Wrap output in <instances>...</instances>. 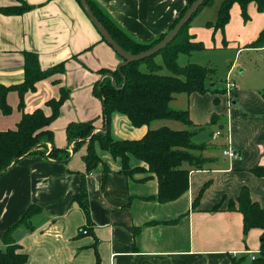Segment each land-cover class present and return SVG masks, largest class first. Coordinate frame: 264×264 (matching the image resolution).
Returning <instances> with one entry per match:
<instances>
[{
	"label": "crops",
	"instance_id": "obj_1",
	"mask_svg": "<svg viewBox=\"0 0 264 264\" xmlns=\"http://www.w3.org/2000/svg\"><path fill=\"white\" fill-rule=\"evenodd\" d=\"M92 1L131 39L149 44L169 31L190 0ZM222 1L213 0L199 12L197 16L208 11L201 26L193 25L196 17L192 20L191 42L202 44L203 49L178 55L177 64L179 57L186 56L180 67L196 64L213 69L195 55L233 51L227 75L235 88L229 93L174 95L170 103L173 110L188 111L192 130H205L197 132L196 142L216 151L204 152L205 158H213L204 169L190 170L187 191L160 204L153 200L157 179L142 162L129 155L130 168L144 169L125 175L120 159L95 143L101 162L87 172L83 156L88 140L75 152L67 141L66 128L73 122L93 121L95 132L102 130V104L93 88L103 79L100 70H116L122 62L101 41L79 4L0 0V8L22 2L31 8L21 15L0 13V85L23 82L25 53L36 54L42 70L61 63L64 69L36 83L35 90L25 94L22 110L17 92H9L6 102L12 111L9 116L0 111V132L15 130L23 113L41 109L50 116L46 103L58 100L65 90L68 98L48 129L52 144L69 154L65 161H54L48 158L51 144L45 143L40 148L43 154L24 157L0 176V249L5 248L6 230L34 206L39 212L30 219L32 229L20 226L12 233L27 256L25 264H234L259 255L262 231L244 233L242 215L228 208L245 188L251 201L264 209V175L254 173L264 169V11L250 3L244 17L239 5L233 4L228 23L214 30L206 24L215 22ZM219 82L214 70L207 87L224 90V82ZM212 116L218 118L216 125H210ZM179 124L158 121L150 129L185 130ZM148 129L133 127L119 113L111 115L109 134L115 141L140 140ZM215 131L221 136L212 139ZM224 148L238 157H224ZM217 206L219 210L213 211Z\"/></svg>",
	"mask_w": 264,
	"mask_h": 264
},
{
	"label": "trees",
	"instance_id": "obj_2",
	"mask_svg": "<svg viewBox=\"0 0 264 264\" xmlns=\"http://www.w3.org/2000/svg\"><path fill=\"white\" fill-rule=\"evenodd\" d=\"M75 1L79 4L78 0ZM86 1L94 16L117 45L131 55H138L160 42L174 28L195 0H190L186 4L166 34L149 44H142L131 39L92 0ZM212 3L213 0H204L173 41L158 54L138 62L124 64L119 71L117 69L99 71L103 79L94 86L93 94L100 99L102 104V130L95 132L93 121L73 122L66 128L67 141L73 143L72 150L74 152L85 140H88L86 154L83 156L87 172L95 169L101 162L95 152L94 144L97 143L101 150L108 152L114 159H120L121 172L125 175L132 176L144 168L154 174L158 182V193L153 200L163 204L174 201L187 191L190 170H202L212 161L213 158H205L204 152L209 149L210 152H214L216 148H209L204 143L196 142L197 132L203 133L205 130L203 128L192 130L195 126L189 120L188 111L173 110L170 107L174 95L189 96L194 93L205 94L208 91L222 93L224 91L207 87V83L214 75L213 69L196 64L184 67L177 64L178 55L190 54L203 49L202 44L191 42L188 29L199 12ZM250 3H254L259 12L264 11V0H223L215 22L207 23L206 26L214 30L223 29L229 21V11L233 4H238L243 16L246 17V8ZM30 9L22 2L20 6L0 8V13L21 15ZM261 39L262 35L252 45L255 46ZM101 41L104 42L102 38ZM157 56H160L163 67L171 73L170 75L160 73L162 66L156 63ZM141 65L146 66V73L139 70ZM23 70L24 80L21 84L9 87L0 85V111L3 116H9L12 111L6 102L9 92H17L19 96L18 109L22 110L25 94L33 92L36 83L64 71L63 63L42 70L38 56L33 53L24 54ZM67 98L68 92L61 90L58 100L46 103V106L51 109L50 116H45L41 109L30 114L23 113L15 130L0 132V176L24 157L43 154L40 148L45 143L51 144L48 158L57 162L68 159L69 154L66 150L58 149L52 144L53 134L48 129V126L58 117L59 109ZM113 113L125 116L135 128L148 127L147 133L140 140H113L109 134ZM217 119L216 116H212L210 125H216ZM164 120L179 122L187 129L182 131L171 130L168 127L150 129L153 123ZM129 155L142 162L145 167L130 168ZM254 173L263 176L264 169H255ZM81 206L84 207L83 204ZM228 209H236L242 215L244 233L251 229L262 231L260 252L255 260L249 258L250 261L245 263V258H240L234 264H264V209L251 201L245 188L240 191L235 202H229ZM216 210H219V206L213 209V211ZM38 212L39 208L31 206L20 220L6 230L3 235L5 248L0 249V264L26 263L27 256L20 252V246L15 244L12 233L20 226L31 230L30 219Z\"/></svg>",
	"mask_w": 264,
	"mask_h": 264
},
{
	"label": "water",
	"instance_id": "obj_3",
	"mask_svg": "<svg viewBox=\"0 0 264 264\" xmlns=\"http://www.w3.org/2000/svg\"><path fill=\"white\" fill-rule=\"evenodd\" d=\"M80 7L84 14L87 16L95 30L98 32L100 37L104 40V42L111 47V49L115 52V54L121 58L122 62L118 66L117 70L119 71L121 66L128 63L138 62L143 59L152 57L158 54L161 50H163L173 39L178 35L183 26L190 20V18L197 12L199 7L203 4L204 0H195L190 7L185 11L183 16L174 26V28L156 45H154L149 50L142 52L138 55H131L125 52L121 47L117 45V43L111 38L102 24L98 21V19L92 13L88 3L86 0H78ZM221 129V128H220Z\"/></svg>",
	"mask_w": 264,
	"mask_h": 264
},
{
	"label": "rangeland",
	"instance_id": "obj_4",
	"mask_svg": "<svg viewBox=\"0 0 264 264\" xmlns=\"http://www.w3.org/2000/svg\"><path fill=\"white\" fill-rule=\"evenodd\" d=\"M211 10H213V9H209V12H211ZM206 12H208V11H205V12L203 11V13H201L199 16H196V18L194 19L193 25L201 26L203 21H206V19H207V17H206L207 13ZM203 26H204V24H203ZM195 56H197L196 58L198 59V61H202V63H204V62H206L207 64L210 63V67L215 70L216 78L220 79V81H221V82H219V84L224 82L223 87L225 86L224 84H225L226 80H228V81L231 80L230 75H229V73L227 75V72H228V68L230 66V63H232V61L234 59L233 58V56H234L233 51L229 52V51H222V50H208V51H203L201 53H198V55H195ZM184 58L186 59V56L179 57L178 63L181 64L182 60ZM155 61L162 66V70H161L162 75H170L171 74L165 67H163L160 56H157L155 58ZM207 61H211V62H207ZM139 70L141 72H144V73H146V71H147L145 65H141L139 67ZM235 73H236V71H235ZM226 75H227V77H226ZM236 78H237L236 76L233 77L234 80H236ZM179 126H182L183 129H187L186 126H183L181 124H179Z\"/></svg>",
	"mask_w": 264,
	"mask_h": 264
},
{
	"label": "built area",
	"instance_id": "obj_5",
	"mask_svg": "<svg viewBox=\"0 0 264 264\" xmlns=\"http://www.w3.org/2000/svg\"><path fill=\"white\" fill-rule=\"evenodd\" d=\"M228 79V78H227ZM225 86H224V91L226 92V93H229L230 91H232L234 88H235V84L233 83V81L232 80H226L225 81V84H224ZM221 136V132L220 131H215L214 133H213V135H212V139H217V138H219ZM222 155L224 156V157H228V158H230V159H235V158H237L238 157V154L235 152V151H233L232 149H230V148H224L223 149V151H222ZM83 233L85 234L86 233V231L84 230L83 231ZM255 258H256V256L255 255H251V257H250V259L251 260H255Z\"/></svg>",
	"mask_w": 264,
	"mask_h": 264
}]
</instances>
